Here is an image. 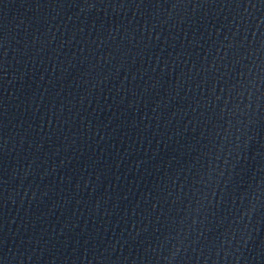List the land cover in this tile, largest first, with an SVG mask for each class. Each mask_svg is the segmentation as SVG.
I'll use <instances>...</instances> for the list:
<instances>
[{
	"label": "water",
	"instance_id": "1",
	"mask_svg": "<svg viewBox=\"0 0 264 264\" xmlns=\"http://www.w3.org/2000/svg\"><path fill=\"white\" fill-rule=\"evenodd\" d=\"M0 264H264V0H0Z\"/></svg>",
	"mask_w": 264,
	"mask_h": 264
},
{
	"label": "snow or ice",
	"instance_id": "2",
	"mask_svg": "<svg viewBox=\"0 0 264 264\" xmlns=\"http://www.w3.org/2000/svg\"><path fill=\"white\" fill-rule=\"evenodd\" d=\"M208 179H209V180L212 179V172H209V174H208Z\"/></svg>",
	"mask_w": 264,
	"mask_h": 264
}]
</instances>
